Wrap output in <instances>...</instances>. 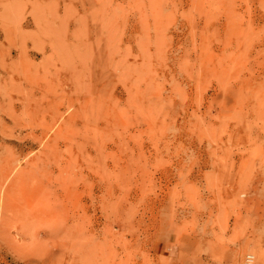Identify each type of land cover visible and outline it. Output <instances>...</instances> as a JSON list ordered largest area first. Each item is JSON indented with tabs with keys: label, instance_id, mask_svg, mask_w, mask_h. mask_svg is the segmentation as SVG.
Instances as JSON below:
<instances>
[{
	"label": "rangeland",
	"instance_id": "1",
	"mask_svg": "<svg viewBox=\"0 0 264 264\" xmlns=\"http://www.w3.org/2000/svg\"><path fill=\"white\" fill-rule=\"evenodd\" d=\"M186 243L264 264V0H0V264Z\"/></svg>",
	"mask_w": 264,
	"mask_h": 264
},
{
	"label": "crops",
	"instance_id": "2",
	"mask_svg": "<svg viewBox=\"0 0 264 264\" xmlns=\"http://www.w3.org/2000/svg\"><path fill=\"white\" fill-rule=\"evenodd\" d=\"M186 244L187 245L186 246L184 245L183 249L178 248L177 256L172 257V259L176 260L175 264H204V261L202 259H200L197 256L195 257L193 253H191L189 243Z\"/></svg>",
	"mask_w": 264,
	"mask_h": 264
},
{
	"label": "built area",
	"instance_id": "3",
	"mask_svg": "<svg viewBox=\"0 0 264 264\" xmlns=\"http://www.w3.org/2000/svg\"><path fill=\"white\" fill-rule=\"evenodd\" d=\"M251 259H252V255H250V254H249V255H247V260H249V261H250Z\"/></svg>",
	"mask_w": 264,
	"mask_h": 264
},
{
	"label": "bare ground",
	"instance_id": "4",
	"mask_svg": "<svg viewBox=\"0 0 264 264\" xmlns=\"http://www.w3.org/2000/svg\"><path fill=\"white\" fill-rule=\"evenodd\" d=\"M254 259V256L252 255V259L250 261H252ZM249 261V260H248Z\"/></svg>",
	"mask_w": 264,
	"mask_h": 264
}]
</instances>
